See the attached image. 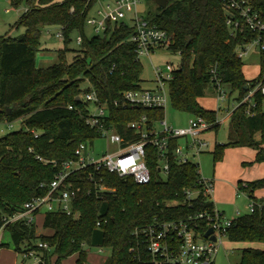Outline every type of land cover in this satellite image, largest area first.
<instances>
[{
    "label": "trees",
    "instance_id": "1",
    "mask_svg": "<svg viewBox=\"0 0 264 264\" xmlns=\"http://www.w3.org/2000/svg\"><path fill=\"white\" fill-rule=\"evenodd\" d=\"M145 1L155 8L148 9L144 18L168 33V49L181 57L179 66L173 65L168 86L173 108L202 116L214 123L212 130L217 131V112L199 103L206 90L213 88L214 71L222 87L229 86V96L235 94L237 104L230 117L227 142L216 144L212 151L214 162L223 158L228 147H250L256 151L254 162L264 163V96L256 92L253 104L244 101L262 79L263 61L258 76L247 79L244 63L234 51L235 41L229 36L222 3L168 0L162 8L155 0ZM95 3L11 0L14 7L27 4L28 9L11 26L23 28V33L0 37V123H19L18 129L0 137V224L22 211L25 202L45 196L63 164L76 158L75 150L81 143L93 145L101 138V131L86 123L91 104L77 100L83 93L96 92L108 111L105 128L129 142L140 138L130 123L145 117L152 126L164 119V108L130 107L124 99V92L143 87V66L131 39L134 26L124 19L108 20L102 33L90 38L85 35L86 18ZM52 26L62 32L64 47L57 63L39 67L36 53L41 33ZM74 32L82 37L78 48H70ZM68 52L73 54L70 61ZM177 145L178 139H173L165 178L158 170L157 149L145 146L150 173L147 183L92 166L74 171L61 186L79 189L71 200V214L45 212L43 227L51 231L47 235H38L34 222L7 224L5 230L15 251H35L41 257L38 264H59L73 255L77 264H86L87 247L110 249L103 264H168L164 257L150 253L143 229L186 221L204 236L207 220H188L189 216L214 208L213 201L201 191L192 200L186 197L187 190L201 188L199 165L178 163L174 157ZM100 185L105 189L100 190ZM259 189H264V177L238 182V190L255 202V208L233 220L225 234L229 241L264 244V200L254 196ZM39 242L49 248L38 247ZM239 250V264H264V248Z\"/></svg>",
    "mask_w": 264,
    "mask_h": 264
},
{
    "label": "built area",
    "instance_id": "2",
    "mask_svg": "<svg viewBox=\"0 0 264 264\" xmlns=\"http://www.w3.org/2000/svg\"><path fill=\"white\" fill-rule=\"evenodd\" d=\"M219 1L223 5L229 36L235 41L234 51L237 58L242 60L255 49L264 66V0ZM140 2L141 0H113L111 3L101 5L96 11V16L88 14L86 25L93 27L96 34H100L105 30L108 20H122L127 13L132 12L131 24L135 28V33L131 39L136 44V56L139 60L141 57H150L156 49L168 48L170 39L165 30L150 23L140 14L138 11ZM56 36L63 39L61 31ZM76 42L79 45L82 42V37L78 36ZM172 70L173 64L171 63L166 64L164 68L153 66V86L124 92L126 103L130 107L164 108L170 98L168 86L172 79ZM212 81L217 99L224 100L225 91L214 71ZM256 92H260L264 96V70L262 79L257 82L254 89L249 91L244 101L249 100ZM79 98L91 104L85 117L87 125L98 128L101 131V137L111 138L112 141L120 145V148L113 153H106L100 158H94L86 151L89 144L81 143L75 150L76 158L63 164L45 196L35 197L25 202L22 211L10 218H4L3 223L0 224V249L3 244L5 227L11 222L31 223L34 221L35 215L40 213L43 208L46 209L45 212L60 210L71 214V200L79 189L68 187L62 189L61 186L74 171L88 166L94 167L95 170L104 168L109 172H116L121 177L133 176L137 183L143 184L150 180V173L145 162L146 145L151 144L157 149L158 170L164 178L169 171L168 160L173 139H178L174 157L180 164L193 162L192 157L208 150L209 142L202 137V134L212 130L214 123H209L202 116H192L188 120V125L183 127L171 126L165 119L151 126L143 117L139 122L130 123V128L135 130L140 138L137 141L129 142L116 132L105 128V120L108 116L106 104L100 102L94 90L83 93ZM216 122L218 123V120ZM156 124L160 127L157 128ZM181 139L185 140L184 144L180 143ZM198 183L201 185L199 190L185 192L188 200L195 198L199 191L211 200L215 189L214 179L205 178L200 173ZM99 189L104 190L105 187L100 185ZM248 207L251 212L255 208V202L251 198ZM197 219L207 220L208 229L212 228L215 240L201 236L197 232L196 226L190 225L186 221L165 222L143 229L150 253L154 257H164L168 264H215L216 255L223 244V238L234 219L226 218L215 206L209 212H199L189 216L188 220ZM38 247L49 248L48 244L44 242H39ZM22 255L24 258L34 257L37 262L41 261V257L35 251Z\"/></svg>",
    "mask_w": 264,
    "mask_h": 264
},
{
    "label": "rangeland",
    "instance_id": "3",
    "mask_svg": "<svg viewBox=\"0 0 264 264\" xmlns=\"http://www.w3.org/2000/svg\"><path fill=\"white\" fill-rule=\"evenodd\" d=\"M63 1V0H56ZM113 0H96L95 5L89 12V15L96 16V11L100 8L101 5L106 3H111ZM28 9L27 4H21L19 7H14L11 4V0H0V37L2 36H11L15 37L23 33V28H12L11 26L16 22L19 16L23 11ZM150 8H155V5L152 2H147L145 0H141L138 11L140 14L146 13V11ZM133 14L127 13L124 21L127 23H131V18ZM85 35L87 37H92L96 35L93 30V27L86 25L85 26ZM59 32L58 27H46L42 30L40 37V49L36 53V64L39 67H48L53 65L59 61V50L64 47L63 40L56 36ZM79 34L74 32L71 35L72 42L70 43V48H78V44L76 42ZM73 54L71 52L66 53V58L68 61L72 59ZM140 61L143 66V87L150 88L153 86L152 81L154 80L153 66L164 68L166 64L171 63L174 66H179L181 63V57L179 53H175L166 47L158 48L153 53H151L150 57H141ZM244 63L243 72L246 78L253 79L259 72L260 69V57L258 55L257 50H252L248 56L242 59ZM87 85L85 84V87ZM225 91V99L221 101L223 107H226L228 101L232 105H236L235 94L229 95V86H223ZM213 88H209L206 90L205 95L199 99L200 104L209 110L216 109V100L213 97L212 93ZM228 94V95H227ZM254 102V98H250V103ZM262 109L264 110V99L262 101ZM164 119L166 122L174 127H183L188 125V120L192 117L191 114L187 112H181L173 108L171 105L170 98H168L167 103L164 107ZM223 112L219 113L218 121H221L223 118ZM156 127L160 126L156 124ZM19 123L15 122L13 124L8 123H0V137L4 136L6 133L18 129ZM227 133H228V123L220 124L217 131L211 130L209 135L212 137H216V143L223 144L227 142ZM185 140H181L183 143ZM120 148V145L111 140L108 137H101L97 139L93 145H89L86 151L94 158H100L106 153H113ZM214 145L209 146V149L199 155L192 157V161L199 165L200 173L205 178H214L216 180V191L212 194V198L214 197L216 200L218 196L222 194H226V188L228 187V177L232 175L233 172L228 173L229 170L227 167L226 160H229L228 149L224 150L223 158L219 161L214 162L212 151ZM227 164V165H225ZM233 166V165H232ZM235 166L232 167V171H234ZM224 186V187H223ZM236 187V186H235ZM238 187V184H237ZM221 190V192L219 191ZM229 195V193H228ZM259 200H264V198H257ZM218 201V200H217ZM224 201V200H223ZM218 201L219 207L224 208L226 210V218L232 219V217L238 218V216H243L250 211L248 205L250 202V197L246 193H241L240 196L235 197L234 200L226 202ZM239 210V214L237 215L236 211ZM46 209L43 208L42 211L35 215L34 224L36 227V232L38 235L50 234L51 231L49 229H45L43 227V219L44 213ZM3 245L0 249V264H38L34 257L24 258L22 254H18L15 251L14 243L10 236L8 230H5L2 238ZM240 248L233 244V242L229 241L226 237L223 238V244L220 246L218 254L215 259V264H239L240 262ZM110 255V249H101L97 247H87V263L86 264H103L107 257ZM56 257L53 258V262H55ZM77 256L73 255L62 259L59 264H77L76 262Z\"/></svg>",
    "mask_w": 264,
    "mask_h": 264
},
{
    "label": "crops",
    "instance_id": "4",
    "mask_svg": "<svg viewBox=\"0 0 264 264\" xmlns=\"http://www.w3.org/2000/svg\"><path fill=\"white\" fill-rule=\"evenodd\" d=\"M142 15H144V14H142ZM259 72H260V69H259ZM259 72H258V74H259ZM258 74L256 75V77L258 76ZM211 94L213 95V97L216 100V109H214V111L217 112V116H219L220 112H223V114H224L221 121H218L219 126H220V124L226 122V123H228V127H229L230 117H231L235 107L237 106V104L236 105L233 104L231 107V103L228 101L226 107H223V105L221 104V101L217 99V94H216L214 88H213ZM229 97L230 96L228 95V98ZM248 101L250 102V99ZM251 104H253V103H251ZM218 118H217V120H218ZM210 131L211 130L204 132L202 134V137L205 138L209 142V146L214 145V147H215V145L218 143H216V137L215 136L212 137L211 135H209ZM214 131H216V130H214ZM256 137L258 138L259 135L257 134ZM181 140H184V139H181ZM181 140H180V143H181ZM184 143H185V141H183L182 144H184ZM208 149H209V147H208ZM213 150H214V148H213ZM228 151H229L228 152L229 160H226L227 162H225L228 165L227 164H225V165H227V167H229L228 173H231V172H233V173H232V175L228 174L229 175V177H228V179H229L228 180V182H229L228 187L229 188H226L223 186L226 189L225 190L226 194H224L223 196H222V194H220L218 196L217 200L218 201L224 200L223 202H226L227 200L232 201V200H234L235 197H238L241 195V192H239L238 187H237L238 182H240V181L250 182V181H254V180H257V179L264 177V163L254 162L255 156H256V151L254 149H252L250 147H230V149H228ZM232 165L235 166L234 171H232V167H233ZM214 182H215V189H214L213 193H215V191H216V180L215 179H214ZM219 191L221 192V190H219ZM228 193H229V195H228ZM254 196L256 198H264V189L256 190L254 192ZM211 200L213 201L214 206L217 208V210L220 211L224 216H226L227 215L226 210L224 208L219 207L218 201L214 197ZM236 213L238 215L240 213L239 210H237ZM232 219H236V217H232ZM233 244H236L239 248L250 247V246L261 248V249L264 248V244H260V243L248 244V243L233 242Z\"/></svg>",
    "mask_w": 264,
    "mask_h": 264
},
{
    "label": "water",
    "instance_id": "5",
    "mask_svg": "<svg viewBox=\"0 0 264 264\" xmlns=\"http://www.w3.org/2000/svg\"><path fill=\"white\" fill-rule=\"evenodd\" d=\"M155 2H156V4H157V6L162 7V8H165L166 5H167V3H168V0H155ZM77 100H80V98L77 97ZM212 233H213L212 228H209V229L206 231V233L204 234V237H205V238H210L211 240H215V236L212 235Z\"/></svg>",
    "mask_w": 264,
    "mask_h": 264
}]
</instances>
